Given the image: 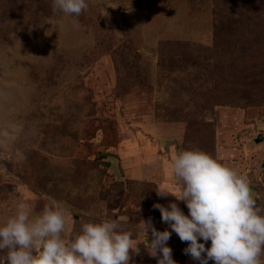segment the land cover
I'll list each match as a JSON object with an SVG mask.
<instances>
[{"label": "rangeland", "instance_id": "1", "mask_svg": "<svg viewBox=\"0 0 264 264\" xmlns=\"http://www.w3.org/2000/svg\"><path fill=\"white\" fill-rule=\"evenodd\" d=\"M87 1L102 24L97 36L87 10L0 0V226L21 205L37 216L54 200L65 209V241L84 223L115 219L146 243L142 219L171 231L154 203L189 212L156 191H180L171 163L188 149L246 175L264 215V98L234 69L253 62L264 85V5L249 14L244 0L236 11L221 0ZM167 243L177 264H200L175 232ZM137 246L129 264H157Z\"/></svg>", "mask_w": 264, "mask_h": 264}, {"label": "clouds", "instance_id": "2", "mask_svg": "<svg viewBox=\"0 0 264 264\" xmlns=\"http://www.w3.org/2000/svg\"><path fill=\"white\" fill-rule=\"evenodd\" d=\"M87 8L86 0H53L54 12L79 16ZM171 170L180 191L157 186V195L171 194L189 210L186 215L174 201L153 204L171 231L157 230L151 217L142 219L138 228L146 233V243H134V232L115 219H102L84 223L73 240L65 241V209L59 203L51 201L37 216L24 204L0 226V252H6L0 264H129L130 250L139 254V243L157 264H177L167 243L172 232L187 242L185 255L200 264H261L264 215L247 176L199 149L178 153Z\"/></svg>", "mask_w": 264, "mask_h": 264}, {"label": "trees", "instance_id": "3", "mask_svg": "<svg viewBox=\"0 0 264 264\" xmlns=\"http://www.w3.org/2000/svg\"><path fill=\"white\" fill-rule=\"evenodd\" d=\"M221 1H222V4L223 3L226 4V3H228V1H229V3L230 2H233L234 3V6L233 7H230V8H233L234 11L238 10V6H237L238 4L235 5V3H237V1H239V0H221ZM244 1L246 2L245 4L247 6V10H248L249 14H251V12L253 11V8L255 6L254 5L255 3H259V4L262 3V5H264V0H244ZM86 2L88 3L87 0H86ZM86 10L89 11L91 15H95L94 19L97 21V23H95V27L94 28H95V35L97 36L98 35L97 33H100V29L102 27L101 21H100V19H97L98 18V15L95 12V10L93 9V7L91 5H89V3H88V8ZM222 13L223 14L226 13L225 12V9L222 11ZM229 13L232 14L233 12H227L226 14H229ZM222 17L224 18L225 16H222ZM243 18H246V16H243ZM262 33L263 32H261L260 39L257 40V42L258 43H261L262 42L260 45H261V47H264V44H263L264 43V38L261 36V35H263ZM239 34H240V31H239ZM239 37H241L242 39H244L245 34L243 36H239ZM246 37L247 38L245 39V41L247 42V44L249 46H253V41H254L253 38H254V35L251 32H248V34L246 35ZM96 41L98 42L97 45H98V47L101 50L100 52L102 53L104 49L102 47L103 45L100 46L101 40H99V38H98ZM260 45L258 46V48L260 47ZM114 56H115V60L117 61V63L118 64H121L120 61L123 60L122 56L120 54H118V53H116ZM134 61H135V59L133 57L130 58L128 65L131 66L134 63ZM247 61L250 62L251 61V58L247 59ZM251 64H252V66H255V64L253 62L247 64L246 60H245V62H243L240 59L239 62L235 64L234 69H236L242 75V78L243 77H245V78H252V80H249L248 84H250L252 86V88H254V90L257 89L256 93H260L261 94L260 95L261 96L260 99H263L264 98V85H262V80L263 79L258 76V72H256L257 71L256 69H255V71L253 70V68L251 67ZM238 65H239V67H238ZM254 73H255V75H254ZM259 75H260V73H259ZM238 78H240V77H238Z\"/></svg>", "mask_w": 264, "mask_h": 264}, {"label": "water", "instance_id": "4", "mask_svg": "<svg viewBox=\"0 0 264 264\" xmlns=\"http://www.w3.org/2000/svg\"><path fill=\"white\" fill-rule=\"evenodd\" d=\"M262 139V137H261V135H258L256 138H255V141L257 142V141H259V140H261ZM174 139L173 138H161L160 139V143L162 144V145H164V144H166L167 142H171V141H173ZM108 160L110 161V168H111V170H112V172L114 173V174H117V169H116V164H115V157H113V156H108ZM262 166H264V162L262 163ZM253 191L255 192V189L253 188Z\"/></svg>", "mask_w": 264, "mask_h": 264}]
</instances>
